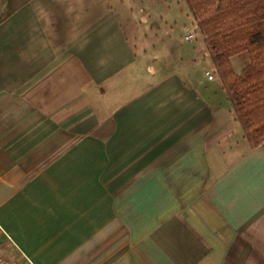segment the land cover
Wrapping results in <instances>:
<instances>
[{
    "label": "crops",
    "instance_id": "crops-1",
    "mask_svg": "<svg viewBox=\"0 0 264 264\" xmlns=\"http://www.w3.org/2000/svg\"><path fill=\"white\" fill-rule=\"evenodd\" d=\"M151 1L0 0V264H264V143Z\"/></svg>",
    "mask_w": 264,
    "mask_h": 264
},
{
    "label": "trees",
    "instance_id": "trees-1",
    "mask_svg": "<svg viewBox=\"0 0 264 264\" xmlns=\"http://www.w3.org/2000/svg\"><path fill=\"white\" fill-rule=\"evenodd\" d=\"M251 147L264 143V0H186ZM248 54L237 74L232 60Z\"/></svg>",
    "mask_w": 264,
    "mask_h": 264
},
{
    "label": "rangeland",
    "instance_id": "rangeland-1",
    "mask_svg": "<svg viewBox=\"0 0 264 264\" xmlns=\"http://www.w3.org/2000/svg\"><path fill=\"white\" fill-rule=\"evenodd\" d=\"M156 1L152 0V9L156 12L167 14L165 16L167 22L171 25L177 24V26L187 25L192 29V18L187 10L185 3L182 0H162L158 4H154ZM170 12L174 17L170 16ZM199 30V29H198ZM250 63V57L248 54H243L233 59V67L237 74H241L243 69Z\"/></svg>",
    "mask_w": 264,
    "mask_h": 264
}]
</instances>
